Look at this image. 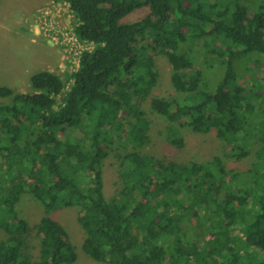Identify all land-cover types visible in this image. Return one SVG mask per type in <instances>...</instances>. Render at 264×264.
<instances>
[{"label":"trees","instance_id":"trees-1","mask_svg":"<svg viewBox=\"0 0 264 264\" xmlns=\"http://www.w3.org/2000/svg\"><path fill=\"white\" fill-rule=\"evenodd\" d=\"M53 1L68 3L76 37L94 47L64 81L39 71L27 93L0 87L9 99L0 103V264H75L48 215L72 207L82 251L102 264H264V71L244 78L264 60V0ZM140 9L148 12L125 21ZM156 56L172 64L177 97L152 96ZM145 102L167 120L172 146L183 147L184 129L214 130L241 161L260 137L255 161L233 171L219 157L177 164L144 154ZM111 156L119 186L106 198ZM24 195L45 211L35 260L18 211Z\"/></svg>","mask_w":264,"mask_h":264},{"label":"rangeland","instance_id":"rangeland-1","mask_svg":"<svg viewBox=\"0 0 264 264\" xmlns=\"http://www.w3.org/2000/svg\"><path fill=\"white\" fill-rule=\"evenodd\" d=\"M148 12L140 9L130 14L126 22H135ZM77 21L72 15L66 2L53 0H1L0 3V87L6 86L14 93H27L30 89V77L39 71L56 73L64 81L65 75H71L77 69L78 53L66 38L73 35ZM81 44V42H80ZM83 49L92 50L93 45H81ZM159 71L158 85L152 96L173 98L177 97L171 86L172 64L163 56L155 57ZM244 78H257L264 71V60L249 63ZM213 73V71H209ZM71 79L63 88L67 91ZM60 96L56 97L58 104ZM9 99H1L7 102ZM148 121L149 143L143 153L166 162L186 164L191 161L206 162L215 157L222 159L225 167L233 171H245L256 159V150L262 145V138L254 139L249 157L237 161L224 154L225 146L218 139L216 132L211 130L205 134L194 133L188 129L182 131L184 145L177 148L166 140L167 120L155 113L148 103L142 107ZM103 183L106 198L113 196L118 188L117 161L114 157L106 158L103 163ZM18 211L30 226L28 237L29 253L36 259L39 249V236L36 225L45 214L41 204L30 195H24L18 203ZM77 208H66L51 211L48 215L58 221L66 231L68 241L74 245L77 253L75 264H102L86 255L82 249L84 239L77 218ZM5 235L0 231V240Z\"/></svg>","mask_w":264,"mask_h":264},{"label":"built area","instance_id":"built-area-1","mask_svg":"<svg viewBox=\"0 0 264 264\" xmlns=\"http://www.w3.org/2000/svg\"><path fill=\"white\" fill-rule=\"evenodd\" d=\"M67 3V2H66ZM68 4V3H67ZM68 7H69V5H68ZM70 9V8H69ZM71 11V10H70ZM72 13V12H71ZM66 41H68V43L71 45V46H75V51L78 53V55H77V62H76V67H77V69H78V67H79V59H80V56H81V54L83 53V52H90L91 50H88L87 48H85V49H83L82 48V46L81 45H84V44H86V43H90V42H87V41H81V40H79L77 37H76V35H75V33H74V29H73V35H71V37H68V38H66ZM80 42H81V44H80ZM90 44H92V43H90ZM93 45V44H92ZM93 47H94V45H93ZM92 47V48H93ZM76 69V70H77ZM75 70V71H76ZM74 71V72H75ZM73 74V73H72ZM71 74V75H72ZM71 83H72V81H71Z\"/></svg>","mask_w":264,"mask_h":264}]
</instances>
